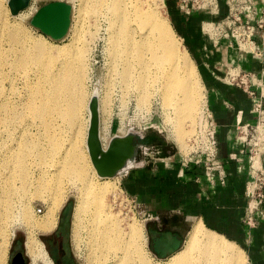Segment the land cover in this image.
I'll return each mask as SVG.
<instances>
[{"label": "bare ground", "instance_id": "bare-ground-1", "mask_svg": "<svg viewBox=\"0 0 264 264\" xmlns=\"http://www.w3.org/2000/svg\"><path fill=\"white\" fill-rule=\"evenodd\" d=\"M33 9L34 5H30L17 17L22 13H25L26 17ZM77 12L73 27L75 37L73 45L49 44L43 40L46 38L42 33L37 37L24 38H19L17 34L11 35L13 44L17 46L11 55L15 57L12 66L17 70L33 66H41L43 68L41 72L46 70L45 76L50 80V88H43L41 84L37 88V94L45 93L46 97L48 95L53 97L51 106H55L50 113H59L71 124L79 119L84 98L87 97L83 76L88 69L87 49L79 46L86 41H82V36L89 28L87 26L90 24L87 25V23L90 19L96 22L104 19L108 23L107 53L110 56L112 75L119 77L124 86L134 84L141 98H144L148 93L150 94L148 83L154 75L153 67H155V75L158 76L155 80H162L164 85L163 99L167 102L164 103L173 107L178 116L186 120L193 119L197 110L199 92L201 94L197 68L187 50L181 48L167 18L148 5L145 0H81ZM5 13L6 17L1 18V25L8 26V9ZM209 28L208 30L211 31ZM91 33V35L95 34ZM248 50V47H242V51ZM2 65L3 54H0V73ZM53 67H55V73L52 72ZM181 69L186 72H181ZM93 96L99 98L98 94ZM107 99L108 97L105 100ZM105 100L101 104L99 99L102 142L108 130L106 126L103 127L102 132L101 112L106 103ZM30 109L34 114L43 115L47 112V101L39 108L32 104ZM2 111L8 117L0 119V126L7 132H11L12 129L8 124L13 123L11 119H14L19 111L7 106H2ZM73 124V126L78 125L79 121ZM178 124L181 125V120L176 121V125ZM81 126L82 124H79L80 130ZM179 129L181 130L179 134L183 135L185 129L182 130L180 126ZM261 129L264 131V126ZM78 136H81L79 130L74 137L78 138ZM70 145L64 141L55 143L54 151L58 156L51 166H40L39 177L32 176L26 162L18 157L16 169L7 166L8 172L5 173L6 180L3 182L5 184L2 185L0 182V203L4 206L11 222L25 231V246L31 257V264H36L40 260L49 264L47 253L38 234L51 232L57 227L59 211L72 191L77 194L73 223L75 247L80 254L86 233L88 264H137V261L141 264H150L145 253L147 238L143 224L135 221L127 222L128 217V219L123 218L122 214L114 212L111 203L115 201L110 203L109 198L116 195L118 187L112 181H100L96 177L97 172L94 166L92 167V162L84 158L73 141ZM6 154L8 156V152ZM134 167L133 164H129L119 177L127 175ZM15 173L19 174L15 175ZM37 200L43 201L47 207L43 215L39 217L34 207V201ZM221 240L219 237L208 235L203 225L195 224L186 246L173 256L168 264H231L234 256L240 253H236L234 248H229L228 244L223 245ZM229 245L236 247L234 244L229 243ZM198 247H204L202 254L205 258L200 261L194 260L192 256L193 250ZM5 252L7 253V249ZM213 254L216 256L211 257ZM5 256L0 258L2 264L6 261Z\"/></svg>", "mask_w": 264, "mask_h": 264}, {"label": "rangeland", "instance_id": "rangeland-1", "mask_svg": "<svg viewBox=\"0 0 264 264\" xmlns=\"http://www.w3.org/2000/svg\"><path fill=\"white\" fill-rule=\"evenodd\" d=\"M9 1L10 0H0V54H3V65L0 73V119L3 120L8 117L3 113L2 106L18 110L19 114L17 116L14 115L15 118L11 119V121H13L12 124H8L12 129L11 132H7L4 127L0 126V182H2V185L5 184L3 182L6 180L5 173L8 172L7 166L16 169V158L18 157L26 162L27 168L32 176H35L36 178L39 177L40 166H51V163L57 158L58 155L54 151V145L57 141H64L67 145H70L73 141L79 151L82 152L84 158L88 159L91 163L89 151L87 149V134L90 122L89 103L94 94H98L101 104L106 97H108L107 101L105 100L107 104L104 103L103 111L101 112L102 132L103 127L107 126L108 129L106 135L103 133L105 136L103 141L105 146H108L110 140L114 136H124L129 131H133L138 135L137 142L149 148L146 155L144 152H140V157L142 158H148L151 160L152 158H163L166 157V155L169 156L172 154L187 157L194 149L193 141L199 134L200 122L203 113L206 111L205 95L207 97L209 91V75L211 74L213 77L229 83L233 76L239 74V72L237 73L233 70H229L226 67L221 68L222 70L220 72H216V70L210 71V66L208 65L210 51L205 49L203 50V57H194L192 51L188 48L186 42L180 37L179 32L176 30L175 26H177V24H175V18L180 19V14L176 9L177 6L168 3L167 0H145L148 5H151L153 9H156L163 17L168 19L177 41L181 44V48L187 50L195 68H197L196 73L201 89V94L199 92L198 96L199 105L197 104V110L193 117L194 120H186L185 118L178 116L173 107L165 104L167 102L163 99L164 85L162 80H155V78L158 77L155 75V67H153L154 75L151 76V81L148 83V91L150 92V94L147 92L148 98L147 96L141 98L139 94L140 92L138 89L136 90L134 84H132V86L131 84L124 86L121 80L118 79L119 77L112 75L109 60L110 56L107 53L109 46L107 45L109 44V41H107V38L109 39L108 23L104 19H100L97 22L90 19L87 25L90 24L91 26H87L89 27L88 29L86 27L87 32H84V35L82 36V41L84 42L86 40L87 42L85 41L86 44L80 43L79 46L80 48L84 47L85 50L87 49L86 59H88L86 64L88 69L83 76L87 97L84 98V103L79 113V119L73 121V123L79 121V124H82L80 130L79 124L73 126V123H69V120L65 119L59 113H50L55 106H51L53 103V97L49 95L46 97L45 93L42 95L37 94V88L41 84L43 85V88H50V80L45 76V69L41 72L40 70L43 69L41 66H33L31 68L26 67L17 70L12 66L15 57L11 55L13 49L17 46L13 44L14 42L11 39V35L17 34L19 38L29 36L37 37L41 34V31L31 25L30 21L32 17L41 7L50 2L65 1L71 5V23L66 36L59 41H54L48 36H45L46 39L43 40L49 44L53 43L54 45H73L75 41L73 27L75 25L76 14L78 13L77 11L81 4V0H32L31 6L34 5V9L26 17L25 13H22L21 16L13 17L9 11ZM220 2L223 13H226L225 0H220ZM6 9H8L9 14L7 17L8 26H3L1 25V18L6 17ZM96 24L99 29H97L98 27ZM93 25H95L96 28ZM208 28L209 27L207 26L205 30L208 31ZM91 32H94L95 34L91 35L93 34ZM18 47H20V45H18ZM201 58H203L202 62L206 64L205 67H207L208 70L205 68L201 69ZM184 71L186 72V70L181 69V72L184 73ZM52 72L55 73V67L52 68ZM206 75L208 76L207 79ZM135 86L137 85L135 84ZM46 101L47 112L45 114L37 115L32 113L30 109L32 104H34L36 108H39ZM105 107L106 109L104 110ZM177 120H181V125H176ZM179 126L183 128L182 130L185 129L183 135L179 134L181 131ZM78 130L81 132V136L76 138L74 135ZM257 131L259 138L264 139V136L260 135V130L257 129ZM259 142L260 144L258 148H264V146H262L263 140H260ZM6 152H8V156ZM150 160H147V162L138 161V163H141L138 167H141L144 170L151 165L152 160ZM50 169L52 168L50 167ZM137 171L138 169L134 167L129 170L127 175L114 180H103L99 178L97 174L96 177L100 181H112L118 187L116 195L109 198L110 203L115 201L114 203H111L114 207V212H117L116 214H122L121 217L123 218H129L130 220H126L127 222L135 221L139 224H143L145 227V237H147L145 253L149 263L168 264L171 258L160 259L150 251L147 220L151 217L146 212L145 205H141L139 198L131 194L129 191L128 182L136 175ZM18 174L19 173H15V175ZM2 189L3 187L1 186V190ZM76 204L77 194L75 191H72L69 193L65 204L59 211L57 227L51 232L39 233L38 237L47 240L54 237L55 234H60V237L68 242L74 262L76 264H88V248H86L85 238L87 236L86 233L83 238V246L80 254L75 247L73 223ZM34 207L38 217L43 215L47 209L46 204L40 200L34 201ZM62 217L65 218V226L63 229L59 230ZM11 223V220L6 215L4 206L0 203V258L6 255V261L3 264H11V253L14 242L17 239H21L22 241L26 240V233L23 228ZM191 231L190 233H187L183 248L187 244ZM206 233L216 238L219 237L216 234H210L208 231H206ZM219 239H222L221 241L223 245L224 243L226 245L228 244L227 246L229 248H234L236 253H240L234 256V261H231V264L234 262V264H236V261L237 264H241V262L242 264L248 263L246 254H244L238 247H232L229 245L228 241L221 237H219ZM6 249L7 253L5 252ZM203 250L204 247H198L193 250L192 256L194 260L196 259L197 261H200L205 258L202 254ZM202 256L203 258H201ZM214 256H216V254L211 255V257ZM217 256L225 258V256L222 257V255L220 256L219 254H217ZM238 258H240L241 262ZM0 263L2 264V262ZM137 264H141V262L137 261Z\"/></svg>", "mask_w": 264, "mask_h": 264}, {"label": "crops", "instance_id": "crops-1", "mask_svg": "<svg viewBox=\"0 0 264 264\" xmlns=\"http://www.w3.org/2000/svg\"><path fill=\"white\" fill-rule=\"evenodd\" d=\"M167 1L177 6L180 19L175 18V28L194 57H203V50L208 49L210 71L220 72L226 67L242 75L255 74L257 79L253 84L257 94L264 98V56L258 59L245 54L246 51H239L228 40L215 44L205 33L204 25L217 21L219 17L197 12L186 18L180 13L177 0ZM259 4H262L261 0ZM258 42L264 51V40L258 39ZM200 60L201 69L208 70L203 58ZM208 83L205 109L208 107L212 114L217 159L225 165L224 178L210 180L203 164L186 170L183 157L177 154L152 158V161L140 157L138 161L150 160L151 165L143 170L137 161L135 167L138 171L128 182L129 191L139 198L141 205H145L151 217L147 220L149 248L156 257L169 259L179 253L187 233L199 223L206 231L238 247L246 254L247 264H264V199L261 203L249 195L255 192V186L251 185L255 182L256 172L254 174L252 169L250 134H245V130L257 124L253 101L242 87L211 74ZM259 130L264 136V131ZM258 155L262 157V163L256 159L255 168L262 167L264 177L263 147ZM257 204L260 206L253 212V223L248 224L249 210Z\"/></svg>", "mask_w": 264, "mask_h": 264}, {"label": "built area", "instance_id": "built-area-1", "mask_svg": "<svg viewBox=\"0 0 264 264\" xmlns=\"http://www.w3.org/2000/svg\"><path fill=\"white\" fill-rule=\"evenodd\" d=\"M180 13L190 18L197 12H207L213 16L219 17L215 22L206 23L204 31L212 37L215 44H219L221 40H228L231 45H235L239 51L242 47H248L249 51L245 54H251L261 59L264 56L263 47H261L258 39L264 40V0L259 4V0H225L226 13L222 11L220 0H177ZM209 26L211 31H206L205 27ZM257 77L253 73L238 74L233 76L229 83L236 84L245 89L251 96L253 101V111L258 120L254 127L246 128L250 134L251 160L252 169L256 176L255 182L251 186H255L254 194H249L250 198H256L262 203L264 199V180L262 177L263 169L260 167L256 170V159L262 163V157L258 155L260 140L258 131L264 126V98L257 94V90L253 84ZM200 122L199 134L193 141V150L187 156L183 157V167L189 170L190 167L203 164L206 168L207 177L210 180L215 178H224L225 165L217 159V142L216 130L212 119V114L208 107L205 109ZM260 127V128H259ZM261 135V134H260ZM149 148L141 145L140 152L148 153ZM260 205L253 206L246 217L248 224L253 223V212Z\"/></svg>", "mask_w": 264, "mask_h": 264}, {"label": "water", "instance_id": "water-1", "mask_svg": "<svg viewBox=\"0 0 264 264\" xmlns=\"http://www.w3.org/2000/svg\"><path fill=\"white\" fill-rule=\"evenodd\" d=\"M32 0H10L11 15L17 16L30 7ZM44 36L54 41L62 40L70 27L71 5L65 1L50 2L41 7L30 21ZM91 114L87 136V148L91 162L101 179L121 176L129 164L136 165L140 158L141 144L138 135L129 131L124 136H114L108 146L101 140L99 98L93 96L89 103Z\"/></svg>", "mask_w": 264, "mask_h": 264}, {"label": "flooded vegetation", "instance_id": "flooded-vegetation-1", "mask_svg": "<svg viewBox=\"0 0 264 264\" xmlns=\"http://www.w3.org/2000/svg\"><path fill=\"white\" fill-rule=\"evenodd\" d=\"M64 217H62V222L59 226V230L63 229L65 226ZM39 238V237H38ZM40 239V238H39ZM40 241L47 253L49 264H76L74 262L73 255L70 251L69 244L65 239L60 237V234H55L51 239ZM21 239H17L14 242L11 253V264H31L32 260L29 256L26 246ZM36 264H45L43 261H37Z\"/></svg>", "mask_w": 264, "mask_h": 264}]
</instances>
